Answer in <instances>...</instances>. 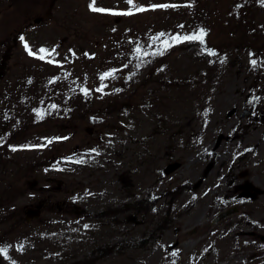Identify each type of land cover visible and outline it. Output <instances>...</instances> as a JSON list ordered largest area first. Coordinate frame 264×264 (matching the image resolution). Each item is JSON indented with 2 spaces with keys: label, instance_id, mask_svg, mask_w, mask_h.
Wrapping results in <instances>:
<instances>
[{
  "label": "rangeland",
  "instance_id": "obj_1",
  "mask_svg": "<svg viewBox=\"0 0 264 264\" xmlns=\"http://www.w3.org/2000/svg\"><path fill=\"white\" fill-rule=\"evenodd\" d=\"M91 3L0 0V264H264V0Z\"/></svg>",
  "mask_w": 264,
  "mask_h": 264
},
{
  "label": "snow or ice",
  "instance_id": "obj_2",
  "mask_svg": "<svg viewBox=\"0 0 264 264\" xmlns=\"http://www.w3.org/2000/svg\"><path fill=\"white\" fill-rule=\"evenodd\" d=\"M127 2L129 4H132V0H127ZM89 7H90V9L92 11H96V12H106V11H110V10H106V9H103V8L96 7L95 6V0H92V3L89 5ZM153 7H169V5H154ZM144 10L145 9L143 7H136V11H144ZM112 14L132 15L133 13H132L131 10H129L128 12H124V13H112ZM164 35H165V33H160L159 34L160 37H163ZM205 35H206L205 30L201 29L198 34L184 36L183 38H181L179 36H174V37H172V39L174 41H176V42H181L182 40L183 41L199 40L201 43H203V38H204ZM21 39L23 40V37H21ZM164 43L167 44L168 42L167 41H164ZM25 47L27 48V45H25ZM39 51L41 53H44L47 50L41 48ZM160 54H163V53L161 52ZM210 54H213L214 55V53H210ZM29 55H34V53L31 50H29ZM39 59H42L43 60L44 59V56L43 55L39 56ZM252 63H253V65H255L256 64V61L253 60ZM101 79H104V77L102 76ZM13 150H15V149H13ZM0 254L7 255V249L6 248H0ZM173 255H175V253H173Z\"/></svg>",
  "mask_w": 264,
  "mask_h": 264
},
{
  "label": "water",
  "instance_id": "obj_3",
  "mask_svg": "<svg viewBox=\"0 0 264 264\" xmlns=\"http://www.w3.org/2000/svg\"><path fill=\"white\" fill-rule=\"evenodd\" d=\"M36 21H38V20H36ZM173 166H174V165L168 167V168L166 169V171L171 170ZM245 187L249 188V185H246ZM39 208H40V205L38 204L36 209L27 211V212H26L27 217H28V218H32V217H36V216H38V215L40 214V209H39ZM236 210H237L236 207H231V208H228V209H226V210H224V211H221L220 213H218V214L214 217L213 222H217V221L221 220L222 218L226 217L227 215H229V214H231V213H234Z\"/></svg>",
  "mask_w": 264,
  "mask_h": 264
},
{
  "label": "flooded vegetation",
  "instance_id": "obj_4",
  "mask_svg": "<svg viewBox=\"0 0 264 264\" xmlns=\"http://www.w3.org/2000/svg\"><path fill=\"white\" fill-rule=\"evenodd\" d=\"M251 114L252 113V111L250 110V109H246L245 111H244V114ZM20 145V144H19ZM49 162H46L45 164L46 165H44L45 167H48V166H52V164L50 165V164H48ZM51 163H52V160H51ZM44 164V163H43ZM50 177H52V176H50V175H47V179L46 180H50L51 182L53 181V180H55V179H53V178H51V179H49ZM44 203V202H43ZM38 204H40V205H42L43 206V204H42V201H39V203ZM27 210V209H26ZM26 210H25V213H26ZM238 211H239V207H238Z\"/></svg>",
  "mask_w": 264,
  "mask_h": 264
},
{
  "label": "bare ground",
  "instance_id": "obj_5",
  "mask_svg": "<svg viewBox=\"0 0 264 264\" xmlns=\"http://www.w3.org/2000/svg\"><path fill=\"white\" fill-rule=\"evenodd\" d=\"M220 264H225V263L222 262V263H220Z\"/></svg>",
  "mask_w": 264,
  "mask_h": 264
}]
</instances>
